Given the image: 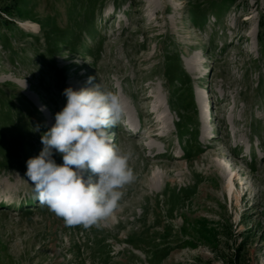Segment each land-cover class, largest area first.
<instances>
[{"label": "rangeland", "instance_id": "rangeland-1", "mask_svg": "<svg viewBox=\"0 0 264 264\" xmlns=\"http://www.w3.org/2000/svg\"><path fill=\"white\" fill-rule=\"evenodd\" d=\"M263 10V0H0V264H264ZM90 76L88 87L121 98L107 131L132 152L136 180L99 227H69L33 199L26 161L63 90Z\"/></svg>", "mask_w": 264, "mask_h": 264}, {"label": "clouds", "instance_id": "clouds-1", "mask_svg": "<svg viewBox=\"0 0 264 264\" xmlns=\"http://www.w3.org/2000/svg\"><path fill=\"white\" fill-rule=\"evenodd\" d=\"M92 80L90 76L85 86L63 90L65 106L41 135L42 150L26 161L33 199L69 227H99L120 207L123 189L136 180L129 164L132 152L118 147L107 131L122 120L121 98L102 82L88 87ZM54 154L62 156V164ZM88 172L92 175L85 179Z\"/></svg>", "mask_w": 264, "mask_h": 264}, {"label": "trees", "instance_id": "trees-1", "mask_svg": "<svg viewBox=\"0 0 264 264\" xmlns=\"http://www.w3.org/2000/svg\"><path fill=\"white\" fill-rule=\"evenodd\" d=\"M263 5H264V0H263ZM17 6L18 5H15V8H12V9H8V8L5 9V12L7 14L14 13ZM0 21L4 22L5 24H8L6 19L2 16L0 17ZM257 26H258V40L260 42V45H263L264 44V10L261 12V14L259 16ZM12 28H14V27L12 26Z\"/></svg>", "mask_w": 264, "mask_h": 264}, {"label": "bare ground", "instance_id": "bare-ground-1", "mask_svg": "<svg viewBox=\"0 0 264 264\" xmlns=\"http://www.w3.org/2000/svg\"><path fill=\"white\" fill-rule=\"evenodd\" d=\"M27 26L29 27V28H34L35 27V25L34 24H32V23H27ZM200 100H201V98H200ZM227 188H228V190H230V188L232 187V185H233V182H234V177H233V174L232 173H229L228 175H227Z\"/></svg>", "mask_w": 264, "mask_h": 264}]
</instances>
